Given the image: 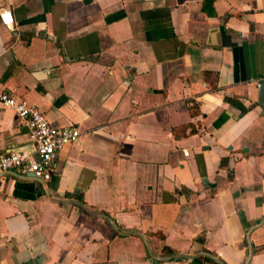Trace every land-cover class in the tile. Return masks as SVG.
I'll list each match as a JSON object with an SVG mask.
<instances>
[{"label": "crops", "instance_id": "obj_1", "mask_svg": "<svg viewBox=\"0 0 264 264\" xmlns=\"http://www.w3.org/2000/svg\"><path fill=\"white\" fill-rule=\"evenodd\" d=\"M6 9L0 84L80 135L0 175V264H264V0ZM8 151L35 141L0 104Z\"/></svg>", "mask_w": 264, "mask_h": 264}, {"label": "built area", "instance_id": "obj_2", "mask_svg": "<svg viewBox=\"0 0 264 264\" xmlns=\"http://www.w3.org/2000/svg\"><path fill=\"white\" fill-rule=\"evenodd\" d=\"M1 21L10 26L13 22L10 10L0 12ZM264 91V79H263ZM0 104L12 108L28 125L35 141V152L8 151L0 154V175L17 170L27 175L32 172L36 178L47 180L51 177L52 164L57 152L66 144L76 141L80 135L77 125L56 127L50 123L45 112L36 104L17 96L0 84Z\"/></svg>", "mask_w": 264, "mask_h": 264}, {"label": "trees", "instance_id": "obj_3", "mask_svg": "<svg viewBox=\"0 0 264 264\" xmlns=\"http://www.w3.org/2000/svg\"><path fill=\"white\" fill-rule=\"evenodd\" d=\"M225 162H226V160L222 157V158H221V165H222V164H225ZM72 195H73L76 199H78L79 201L84 202L83 196H82V194H81L80 192H73ZM162 250H163L165 253H169V254H173V253L175 252L171 247H169V246H167V245H164V246L162 247Z\"/></svg>", "mask_w": 264, "mask_h": 264}, {"label": "water", "instance_id": "obj_4", "mask_svg": "<svg viewBox=\"0 0 264 264\" xmlns=\"http://www.w3.org/2000/svg\"><path fill=\"white\" fill-rule=\"evenodd\" d=\"M33 177V178H36L32 172L28 173L27 174V177ZM39 181L43 182V180L41 178H37ZM174 258L180 260V259H183L184 257H188V259L190 260L192 258V255H184L182 253H177V254H174L172 255Z\"/></svg>", "mask_w": 264, "mask_h": 264}]
</instances>
